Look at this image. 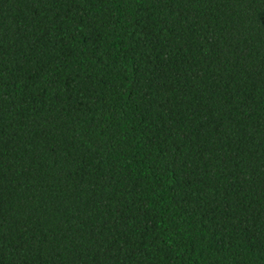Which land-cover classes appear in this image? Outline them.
<instances>
[{"label": "trees", "instance_id": "16d2710c", "mask_svg": "<svg viewBox=\"0 0 264 264\" xmlns=\"http://www.w3.org/2000/svg\"><path fill=\"white\" fill-rule=\"evenodd\" d=\"M0 264H264V0H0Z\"/></svg>", "mask_w": 264, "mask_h": 264}]
</instances>
